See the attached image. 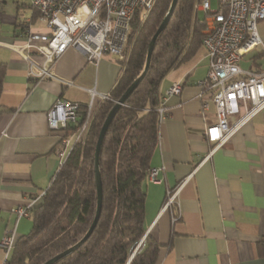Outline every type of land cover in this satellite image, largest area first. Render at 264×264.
I'll list each match as a JSON object with an SVG mask.
<instances>
[{
    "label": "crops",
    "instance_id": "1",
    "mask_svg": "<svg viewBox=\"0 0 264 264\" xmlns=\"http://www.w3.org/2000/svg\"><path fill=\"white\" fill-rule=\"evenodd\" d=\"M26 29L47 31L32 0H0V63L5 67L0 83V240L10 228L15 239L30 231L31 218H17L15 210L46 191L58 171V137L47 126L49 108L57 100L84 106L91 90L109 94L121 74L112 56L89 64L68 48L53 67L56 78L35 83L26 76V61L6 46L21 43ZM256 30L261 44L241 55L243 72L264 71V20L257 21ZM245 56L249 61L240 63ZM207 70L201 47L160 83L162 95L175 82L181 91L164 103L166 117L149 162V169L164 167L159 182L147 177L143 182L146 234L160 246L155 264H264V109L216 148L205 135L206 127L217 122L215 107L210 103L202 110L205 94L197 84ZM241 114L228 116V125ZM76 124L66 131L72 142ZM175 189L168 204L167 192Z\"/></svg>",
    "mask_w": 264,
    "mask_h": 264
},
{
    "label": "trees",
    "instance_id": "2",
    "mask_svg": "<svg viewBox=\"0 0 264 264\" xmlns=\"http://www.w3.org/2000/svg\"><path fill=\"white\" fill-rule=\"evenodd\" d=\"M177 0L163 32L157 37L147 71L116 112L99 154L102 186L100 216L86 241L54 264H155L160 246L146 234L145 191L149 162L157 146L159 87L166 74L191 59L202 47L204 18L196 3ZM171 0H156L143 21L131 22L120 77L100 101L80 141L74 143L58 167L45 196L31 210L30 231L15 240L8 264H43L75 245L87 232L96 211L94 178L95 143L101 125L125 89L142 72L148 43L161 23ZM5 72L0 63V83ZM83 121L82 108L78 112ZM144 237L143 246L133 254Z\"/></svg>",
    "mask_w": 264,
    "mask_h": 264
},
{
    "label": "built area",
    "instance_id": "3",
    "mask_svg": "<svg viewBox=\"0 0 264 264\" xmlns=\"http://www.w3.org/2000/svg\"><path fill=\"white\" fill-rule=\"evenodd\" d=\"M156 0H32V7L45 21V33L24 31L21 43L7 44L13 52L27 63L26 76L39 83L54 80L55 63L68 48L79 51L89 64H97L103 55L124 60L125 46L131 22L137 14L143 21ZM217 9L210 11L209 0H202L195 9L206 15L204 18L202 48L208 57L205 79L197 84L201 89L202 110L210 103L215 107L217 122L206 127L205 135L218 148L235 134L255 114L264 109V71L243 72L238 61L242 54L261 44L256 30L257 21L264 20V0H216ZM39 59V61H37ZM181 84L172 83L163 93L157 107L159 123L166 117L165 101L178 96ZM109 94L90 91L89 102L81 106L66 100H57L47 111L49 131L58 137L56 154L59 167L63 165L74 143L81 140L94 112L95 100H109ZM83 112V121L77 128L74 142L67 136L69 125L77 123L78 112ZM242 112L238 120L228 125V116ZM161 168H150L147 179L157 183ZM167 192L170 204L176 195ZM45 196V191L31 199L24 207L15 210L17 218H28L32 204ZM15 229L5 231L0 240L3 252L1 264H8L15 243ZM144 237L135 246V254L142 246Z\"/></svg>",
    "mask_w": 264,
    "mask_h": 264
},
{
    "label": "water",
    "instance_id": "4",
    "mask_svg": "<svg viewBox=\"0 0 264 264\" xmlns=\"http://www.w3.org/2000/svg\"><path fill=\"white\" fill-rule=\"evenodd\" d=\"M176 3H177V0H171L168 11L166 12L161 23L159 24V26L155 30L154 34L152 35V37L148 43L145 65H144V68H143L141 74L136 79H134V81L125 89V91L122 93V95L119 97V99L114 102V105L112 106V108L110 109L108 114L106 115V117H105V119L101 125V128L99 130V133H98V136L96 139V143H95V151H94V178H95L97 203H96L95 215H94V218H93V221H92L90 227L88 228L85 235L75 245H73V246L67 248L66 250H64L63 252L55 255L54 257L50 258L49 260H47L43 264H54L55 262L59 261L61 258H63L65 256L71 254L72 252H74L80 245H82L86 241V239L90 236L93 229L95 228L97 221L99 219V216H100L101 203H102V186H101V180H100L98 165H99L100 149H101L104 137L106 135L108 127L111 124L116 112L119 110L120 107L123 106L126 99L129 97V95L133 92V90L137 87L139 82L144 77V75L147 71V68L149 66L150 56H151V53L154 49L156 39L163 32L165 27L167 26V23H168L171 15L173 13V10L176 6Z\"/></svg>",
    "mask_w": 264,
    "mask_h": 264
},
{
    "label": "rangeland",
    "instance_id": "5",
    "mask_svg": "<svg viewBox=\"0 0 264 264\" xmlns=\"http://www.w3.org/2000/svg\"><path fill=\"white\" fill-rule=\"evenodd\" d=\"M209 3H210V11H215L217 9V1L216 0H209ZM196 4H198V2ZM195 11H196V9H195ZM197 11H198V9H197ZM202 15H203L202 12H198L197 13V17L198 18H202ZM247 61H249V57L248 56H245V57H243L241 59V62L240 63L247 62Z\"/></svg>",
    "mask_w": 264,
    "mask_h": 264
}]
</instances>
